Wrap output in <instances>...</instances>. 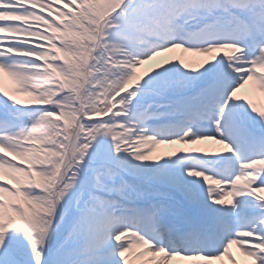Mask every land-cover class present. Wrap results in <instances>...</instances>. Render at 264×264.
<instances>
[{"label": "snow or ice", "instance_id": "6c2138e0", "mask_svg": "<svg viewBox=\"0 0 264 264\" xmlns=\"http://www.w3.org/2000/svg\"><path fill=\"white\" fill-rule=\"evenodd\" d=\"M0 72V264H264V0H0Z\"/></svg>", "mask_w": 264, "mask_h": 264}, {"label": "rangeland", "instance_id": "374dc122", "mask_svg": "<svg viewBox=\"0 0 264 264\" xmlns=\"http://www.w3.org/2000/svg\"><path fill=\"white\" fill-rule=\"evenodd\" d=\"M166 53H162L160 56L154 58L152 61H147L145 64L141 65L137 71L140 73V74H143L144 73V67L147 66V63L149 62H153V63H157V62H163L164 61V58H166L164 55ZM172 56V55H170ZM174 57H170L168 59H165V60H171L173 59ZM175 63V62H174ZM168 66L169 69H171V64L169 65H166ZM1 75V74H0ZM2 76V75H1ZM6 76H8L9 78H11V76L6 72ZM14 81L13 80H9V79H5V80H2V77H0V83L2 84L1 88H3L5 91H7L9 93V95L13 96L14 98L16 99H23V100H28V99H31L32 97L28 95L27 92H24V91H19L17 89V84H15V82L13 83ZM10 84L9 87H6V85ZM1 98V97H0ZM4 98L2 97L0 100H3ZM161 109H166L164 107H161ZM31 109H21V111H30ZM24 119H27V117H22ZM157 119V117L155 118ZM201 142L198 144V145H184V144H180V143H173V144H158V145H155L153 150H152V154L153 155H162L163 153L165 152H170V151H173L175 149H179V148H184V147H204L202 146ZM0 176L3 177V180L4 182H9L11 179V175L7 172V170H4L2 172H0ZM264 194V193H262ZM241 199V198H239ZM243 199V198H242ZM251 199V198H249ZM243 209V208H242ZM245 211H243V213H248L249 210L245 207L244 208ZM242 212V210H241ZM238 213H240L238 211ZM142 251V247L141 246H137L133 252L134 253H137V252H140ZM230 252L231 254L236 258V261L238 264H251V260L249 257H246L244 256L243 252L240 250L239 246L237 244H233L230 248ZM130 258L132 259L133 261V264H143V261L147 260V257H144V258H137L135 257L134 255L130 256ZM176 261H180V264H188V262L186 261H183L181 258L179 257H175V258H172L170 259L167 264H175ZM212 264H231V261H229V259L227 257H222L221 259H219V262L217 263L216 260L212 261Z\"/></svg>", "mask_w": 264, "mask_h": 264}, {"label": "bare ground", "instance_id": "6f19581e", "mask_svg": "<svg viewBox=\"0 0 264 264\" xmlns=\"http://www.w3.org/2000/svg\"><path fill=\"white\" fill-rule=\"evenodd\" d=\"M182 51H183V49L177 48V49H173L170 52H166V54L164 55L166 58H164V60L170 58V55H173L174 57L180 56V57L185 58L186 60H199L200 59L198 56H195L192 53H186L185 54ZM3 78H5V77H3ZM253 84H257V82L255 80L249 81L248 84H246L245 87L240 90V93L239 94L240 95H246V96L247 95H250V92L252 91V85ZM259 98L262 99V100H264V93H262V95L260 94ZM202 142H203V144H207V145H214L215 144L214 141H202ZM228 198L226 197V199H228ZM216 261H217V263L219 262V260H216ZM175 264H180V261H176Z\"/></svg>", "mask_w": 264, "mask_h": 264}]
</instances>
